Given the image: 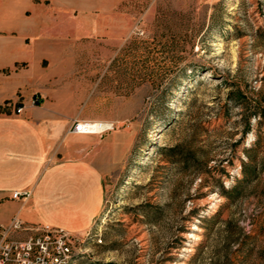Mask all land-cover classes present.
Masks as SVG:
<instances>
[{
	"label": "rangeland",
	"instance_id": "374dc122",
	"mask_svg": "<svg viewBox=\"0 0 264 264\" xmlns=\"http://www.w3.org/2000/svg\"><path fill=\"white\" fill-rule=\"evenodd\" d=\"M132 6L79 63L86 121L121 147L73 263L264 264V0Z\"/></svg>",
	"mask_w": 264,
	"mask_h": 264
},
{
	"label": "crops",
	"instance_id": "0c3cea01",
	"mask_svg": "<svg viewBox=\"0 0 264 264\" xmlns=\"http://www.w3.org/2000/svg\"><path fill=\"white\" fill-rule=\"evenodd\" d=\"M139 1L0 0V227L84 236L100 217L121 142L72 132L87 120L79 63L93 38L133 26Z\"/></svg>",
	"mask_w": 264,
	"mask_h": 264
},
{
	"label": "built area",
	"instance_id": "2783aa9c",
	"mask_svg": "<svg viewBox=\"0 0 264 264\" xmlns=\"http://www.w3.org/2000/svg\"><path fill=\"white\" fill-rule=\"evenodd\" d=\"M22 108L18 109V113ZM103 123L76 120L72 132L75 134H100L111 130L102 128ZM21 194L16 192L14 198ZM30 232L25 240L12 239V234ZM0 241V264H74L75 238L65 229L51 225L30 226L15 219L9 228H3Z\"/></svg>",
	"mask_w": 264,
	"mask_h": 264
},
{
	"label": "trees",
	"instance_id": "16d2710c",
	"mask_svg": "<svg viewBox=\"0 0 264 264\" xmlns=\"http://www.w3.org/2000/svg\"><path fill=\"white\" fill-rule=\"evenodd\" d=\"M192 158L191 157H186L185 158V164L186 165H189V162H190V160H191ZM245 166H247V165H245ZM247 171V170H246ZM257 175H258V172H257V170H256V168L255 167H250L249 168V170H248V175H247V178H250L249 180H253V178H257ZM253 177V178H252ZM249 180L247 179V183L249 182Z\"/></svg>",
	"mask_w": 264,
	"mask_h": 264
}]
</instances>
